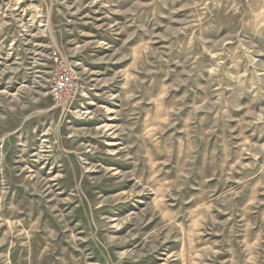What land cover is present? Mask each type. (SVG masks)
Masks as SVG:
<instances>
[{"label":"rangeland","instance_id":"rangeland-1","mask_svg":"<svg viewBox=\"0 0 264 264\" xmlns=\"http://www.w3.org/2000/svg\"><path fill=\"white\" fill-rule=\"evenodd\" d=\"M0 264H264V0H0Z\"/></svg>","mask_w":264,"mask_h":264},{"label":"built area","instance_id":"built-area-1","mask_svg":"<svg viewBox=\"0 0 264 264\" xmlns=\"http://www.w3.org/2000/svg\"><path fill=\"white\" fill-rule=\"evenodd\" d=\"M55 60L58 69L53 76L50 93L57 101L74 98L79 93L77 81L61 58L56 57Z\"/></svg>","mask_w":264,"mask_h":264}]
</instances>
